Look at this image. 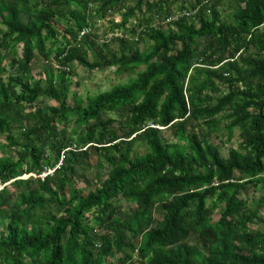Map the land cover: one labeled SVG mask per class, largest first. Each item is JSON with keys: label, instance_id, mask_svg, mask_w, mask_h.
Returning a JSON list of instances; mask_svg holds the SVG:
<instances>
[{"label": "trees", "instance_id": "obj_1", "mask_svg": "<svg viewBox=\"0 0 264 264\" xmlns=\"http://www.w3.org/2000/svg\"><path fill=\"white\" fill-rule=\"evenodd\" d=\"M0 26V264H264V0H0ZM76 64L133 75L70 104Z\"/></svg>", "mask_w": 264, "mask_h": 264}, {"label": "rangeland", "instance_id": "obj_2", "mask_svg": "<svg viewBox=\"0 0 264 264\" xmlns=\"http://www.w3.org/2000/svg\"><path fill=\"white\" fill-rule=\"evenodd\" d=\"M154 1V0H152ZM130 5H132L134 2L130 1L128 2ZM225 10H224V15L226 18H229L232 16V9L229 7V2H226ZM111 22L115 24H119L121 22V15L116 14L113 17H110L108 20H97V22L92 26V31L87 37L91 43H95L96 46L101 47L102 44L106 43L112 37H114V33L112 32L113 26L111 25ZM158 26V25H157ZM2 28V26H0ZM116 35H121L120 32L115 31ZM149 43L147 42H142L139 44V48L141 52L148 51L150 48ZM95 46V47H96ZM88 59L90 61H96L97 60V55L94 51H89V56ZM42 63V62H40ZM38 68L36 67L35 70L33 71V75L37 77L38 79L40 77L44 78V71L46 68L45 67V61L40 65ZM76 68V76L72 78V85H71V97L68 101V103L72 104L74 102V99L72 98V95L77 93L78 97L83 100L84 104H87V96H94V95H99L103 92H106L110 90L113 86L121 84V83H126L128 77H130L133 74H128L126 75H118L115 72V69H103L99 71H92L89 69H86L80 65H75ZM143 69V68H142ZM139 71V70H138ZM7 76H3L4 80L6 79ZM135 77V75H134ZM46 104H53V102L50 99L45 100ZM166 139L168 140L170 145H175L177 144V141L173 139L172 136L169 134L166 135ZM239 132H235V138L232 140V144L228 147H233L237 148L238 143H239ZM140 151L143 152L144 148H140ZM227 148L222 149V153L224 156L227 155ZM2 156V152L0 149V157ZM91 169H90V174L93 175L95 174L94 166H95V160L91 159ZM106 172V170H104ZM79 186H84V184H80ZM248 201H249V206L253 207V202L258 203L261 199H264V188H259L258 190H251L248 194L244 196ZM124 207L126 206L125 204L123 205ZM214 221H218L220 219V214L217 212L214 217ZM264 219V206L262 209H260V212L258 214V218L254 221L257 220H263ZM264 225L263 222H259L258 225H256L257 229L261 228Z\"/></svg>", "mask_w": 264, "mask_h": 264}, {"label": "built area", "instance_id": "obj_3", "mask_svg": "<svg viewBox=\"0 0 264 264\" xmlns=\"http://www.w3.org/2000/svg\"><path fill=\"white\" fill-rule=\"evenodd\" d=\"M187 15H189V14H187ZM178 17H179V16L171 17L170 19H168V20L166 21V23H170V22H172V21H174V20H177ZM91 31H92L91 28H85V29L80 33L79 38L82 39V38H84V37H88L89 34L91 33Z\"/></svg>", "mask_w": 264, "mask_h": 264}]
</instances>
